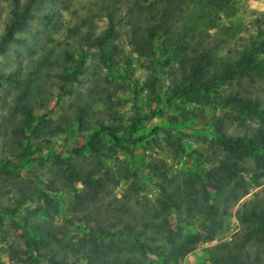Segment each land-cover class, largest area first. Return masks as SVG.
Masks as SVG:
<instances>
[{
  "label": "rangeland",
  "instance_id": "374dc122",
  "mask_svg": "<svg viewBox=\"0 0 264 264\" xmlns=\"http://www.w3.org/2000/svg\"><path fill=\"white\" fill-rule=\"evenodd\" d=\"M166 1L56 4L54 22L40 24L38 40L34 30L24 35L32 49L1 57L6 68L20 66L21 80L37 68L39 74L31 76L30 128L19 89L0 81V264H105L118 256L114 237L125 239L130 228L143 240L153 233L144 228L150 222L161 245L173 235L199 236L191 252L169 264H208L211 249L223 244L257 247L262 234L253 215L264 213V157L248 141L264 125L225 99L248 96L264 107V0H175L177 25L193 36L190 47L211 49L209 71L245 68L246 59L261 66L207 93L175 98L183 53L173 57L156 42L141 51L129 44L133 19ZM0 5L1 20L9 0ZM85 33L99 44H88ZM238 139L244 146L230 158L221 142ZM69 171L78 178L69 180ZM126 247L124 257L164 264Z\"/></svg>",
  "mask_w": 264,
  "mask_h": 264
},
{
  "label": "trees",
  "instance_id": "16d2710c",
  "mask_svg": "<svg viewBox=\"0 0 264 264\" xmlns=\"http://www.w3.org/2000/svg\"><path fill=\"white\" fill-rule=\"evenodd\" d=\"M69 0H9V10L4 19L0 20L2 25L0 34V60L4 57L5 52L12 50L16 57L21 55L23 49H32L33 44L24 36L29 34L31 30L32 36L35 40L39 39L41 35L40 24L54 22L51 16L56 15V4H62ZM179 0L177 1V3ZM175 0H167L163 5L148 4L151 7V12L142 17L141 21L136 17L133 19L134 23L130 27L129 44L136 50H142L145 47L152 46L156 42L158 49L166 54H172L173 57L179 52L183 53V57L179 60L180 64V79L174 82L172 89V98L178 96H197L199 93H207L220 80L232 79L238 72L239 75H247L251 68L255 69L261 67L259 64H250L249 59H246V67H241L239 64L236 67L225 66L218 70L209 71L211 61L214 57L211 56V49H202L200 51L190 47V42L193 41V36L190 29L184 26L177 25L180 19V10ZM147 6V7H148ZM138 7V11L140 12ZM158 12L156 15L153 13ZM1 17V5H0ZM38 25V26H37ZM84 40L88 44L95 46L99 41L90 39V36L85 33ZM198 45V43H197ZM200 46V44H199ZM189 51V56L186 51ZM49 54L45 56L48 59ZM245 59V58H244ZM46 61V60H44ZM45 66V63H42ZM20 66L12 65L6 68L0 61V81L13 83L19 89L18 101H24L22 109L24 111L23 123L25 127L30 128V121L32 118V108L30 106V92L35 88V79L32 75L39 74V69L28 74L24 80L20 79ZM261 70V69H260ZM259 72V69L257 70ZM259 99L249 98L248 96H229L225 102L241 108L250 116L252 114L264 125V107L261 106ZM148 119L144 116L142 119H137V122ZM134 128V125L131 126ZM1 130V127H0ZM107 135L115 140L109 128L103 129ZM99 131H94L90 140L97 139ZM255 139L248 141L250 145L256 146L262 150L261 156L264 157V130L259 129V132L254 135ZM256 140V141H255ZM223 147L229 152V157L233 158L239 156V150L244 146L241 139L230 142L228 140L221 142ZM253 151V150H252ZM228 175L235 177L233 171L226 170ZM69 180L78 178L74 171H69L66 174ZM241 184V183H240ZM219 189V188H218ZM259 209V207H256ZM207 213L213 214V207L208 206ZM253 215V214H252ZM253 218L258 222L259 229L257 232L261 233L260 239H256L257 247L254 249H243L237 246L223 244L211 249L210 259L208 264H264V213L259 209L258 213L253 215ZM213 221V220H212ZM217 224L216 221H213ZM144 228L152 229L151 236L143 233V240H140L137 235H133L130 228H125L129 234L124 236L121 240L119 237H114L110 243L118 251V256H114L108 263L105 264H142L138 257L129 255V257L122 256L121 252L127 249L136 247V251L141 254L152 253L159 259L160 263L169 264L175 263L180 258L191 252L196 244L199 242L198 235H173L171 239H166L165 243L159 244V240L163 239L161 232H158L157 225L153 223L144 224ZM255 232V231H254ZM256 232V233H257ZM111 237L113 235L111 234ZM56 234H52V239H56ZM31 240V239H30ZM41 255V252L38 253ZM42 256H46L52 262H57L55 254L52 252L47 254L42 251ZM41 257V256H40Z\"/></svg>",
  "mask_w": 264,
  "mask_h": 264
}]
</instances>
